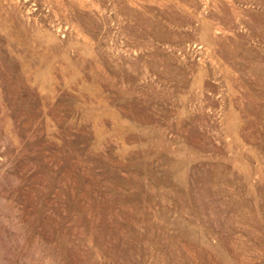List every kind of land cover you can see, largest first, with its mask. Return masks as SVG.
<instances>
[{
    "label": "rangeland",
    "instance_id": "1",
    "mask_svg": "<svg viewBox=\"0 0 264 264\" xmlns=\"http://www.w3.org/2000/svg\"><path fill=\"white\" fill-rule=\"evenodd\" d=\"M0 264H264V0H0Z\"/></svg>",
    "mask_w": 264,
    "mask_h": 264
}]
</instances>
